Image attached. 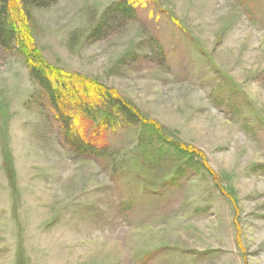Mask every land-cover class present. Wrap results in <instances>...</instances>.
<instances>
[{"label": "rangeland", "instance_id": "obj_1", "mask_svg": "<svg viewBox=\"0 0 264 264\" xmlns=\"http://www.w3.org/2000/svg\"><path fill=\"white\" fill-rule=\"evenodd\" d=\"M16 4L20 41L0 43V264H264V0ZM28 50L138 117L61 100L94 146L75 150Z\"/></svg>", "mask_w": 264, "mask_h": 264}, {"label": "trees", "instance_id": "obj_2", "mask_svg": "<svg viewBox=\"0 0 264 264\" xmlns=\"http://www.w3.org/2000/svg\"><path fill=\"white\" fill-rule=\"evenodd\" d=\"M18 1H20L24 5L32 4L38 7H48L55 4L58 0ZM117 6L119 7V10L123 11L124 14H133L134 6H132L130 2L125 1L118 4ZM16 8L18 9L16 0H0V43L6 48L11 47L15 41H20L17 35V29L15 25H13V15L15 14L14 12L16 11ZM26 54L29 60L28 63L32 75L44 88L51 102L55 106L58 112V116L63 122L64 128L67 130L66 139L75 150L80 152H90L94 150V146L93 144L88 142L83 134L79 131L75 124V120H73L72 122V120L70 121V118L65 115L60 105L61 100L67 103L68 97H71V100H68V102L73 101L74 104L80 107L81 110L83 108L88 109L92 115L94 111L100 112V110L104 109V107H101L98 103H93L94 101L91 102L88 101V99H81L86 95L99 96V98L104 100L106 103H112L114 108L123 113L125 118L131 119L137 116L132 107L128 106L127 103L120 100V98H118L116 94L111 93V91H107L104 89H90L89 87L86 88L84 86L81 87L73 80V78H64L56 75L50 69L47 70L46 66L41 62L40 59H38L36 53H34L33 51L28 50ZM82 92L84 94H80ZM111 118V115H107L105 121Z\"/></svg>", "mask_w": 264, "mask_h": 264}]
</instances>
